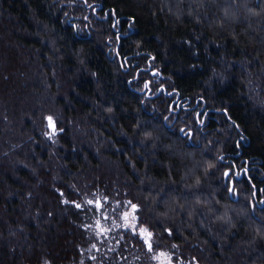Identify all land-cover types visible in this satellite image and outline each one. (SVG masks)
I'll return each instance as SVG.
<instances>
[{
  "label": "trees",
  "instance_id": "obj_1",
  "mask_svg": "<svg viewBox=\"0 0 264 264\" xmlns=\"http://www.w3.org/2000/svg\"><path fill=\"white\" fill-rule=\"evenodd\" d=\"M262 189L264 0H0V264H264Z\"/></svg>",
  "mask_w": 264,
  "mask_h": 264
},
{
  "label": "snow or ice",
  "instance_id": "obj_2",
  "mask_svg": "<svg viewBox=\"0 0 264 264\" xmlns=\"http://www.w3.org/2000/svg\"><path fill=\"white\" fill-rule=\"evenodd\" d=\"M87 2V0H85V3ZM89 7H92L91 5H89ZM94 10V9H93ZM112 15H115V10H112L111 12ZM85 20L88 19V17H84ZM119 23V21H117L116 23H114L112 25L113 28L116 27V24ZM120 37L117 36V40H119ZM126 59V58H125ZM154 59V58H153ZM153 75H159L158 72H154ZM149 83L150 82H145L144 84V89H148L149 88ZM163 90V86L160 89H157V91H162ZM169 96L172 95V93H167ZM109 112L111 111V109H107ZM170 110H174L172 109V106H170ZM224 114L228 115L227 109H224ZM200 113H197V116H199ZM206 115V114H205ZM44 119L47 122V127L49 129H51V132H45L44 135L47 136L49 139L52 138V136H54L56 134L57 128H56V122L54 120V117L51 115L45 116ZM168 117H165V120H167ZM198 123H203V120H198ZM233 123H235L233 121ZM60 131H63V129H59ZM181 133H184L186 136H191V132H185L184 128H181L179 130ZM222 159V157H221ZM224 177L228 178L230 175H232V173L230 171H225L224 172ZM234 175L239 178L241 175H244L247 177L248 182H251V177L248 176V170L247 169H243L242 171H237L234 173ZM235 182H233L234 184ZM253 188H255V185H253ZM262 192H264V189L261 190ZM228 192L230 194H235V190L234 187H229L228 188ZM61 195H63V193H61ZM256 193L253 192V196H255ZM104 201L108 200V197H104L103 198ZM63 203H69V201L65 200L63 201ZM74 207L76 209H81L83 207V205L81 203H76V202H72ZM84 203H86L87 205H94V208L96 211H101L103 208V205L101 203V201L99 199L97 200H86ZM197 203H199V201H197ZM259 204L264 205V199H261L258 201ZM119 204V202H118ZM124 204L128 205L130 207V210H126L122 213L121 215V220L123 221V224H115V227H124L125 229H129L132 233V237H138L139 240L142 242L144 249L146 250L147 254L151 255V258L153 260H157L159 262V264H184V262L182 260H177V261H173L172 256L169 255L168 253L164 252V251H157V249L160 247L159 245V240L165 239V238H174L175 237V230L173 227H164L162 224H160L159 221L156 222L155 225H149L147 223H143L140 220L139 215H137V213L140 211V205L133 203L131 200L125 201ZM253 208V212H255V204H253L252 206ZM261 211H264V208L261 209ZM105 219H107V217L105 216ZM157 225H159L162 229V232L158 234L153 231L152 229L154 227H156ZM97 227L99 228V233H103L106 230L103 228H100L99 226V221H97ZM117 243H119V241H117ZM93 247L95 248L96 245L93 244ZM178 247V245L176 244H172L171 248L172 249H176ZM92 259H96V257H92ZM138 259V258H137ZM45 264H47V262H45ZM192 264H197V262L195 261V258H193Z\"/></svg>",
  "mask_w": 264,
  "mask_h": 264
}]
</instances>
